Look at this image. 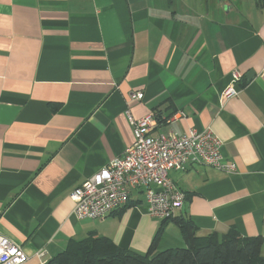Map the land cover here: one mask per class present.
<instances>
[{
    "label": "crops",
    "instance_id": "crops-1",
    "mask_svg": "<svg viewBox=\"0 0 264 264\" xmlns=\"http://www.w3.org/2000/svg\"><path fill=\"white\" fill-rule=\"evenodd\" d=\"M250 1L0 0V236L26 264L95 238L145 255L161 232L159 252L183 248L182 219L202 237L264 240V0ZM127 111L155 114L153 136L211 127L236 172L170 171L186 194L172 220L149 213L143 190L104 219H77L72 191L134 143Z\"/></svg>",
    "mask_w": 264,
    "mask_h": 264
},
{
    "label": "built area",
    "instance_id": "built-area-1",
    "mask_svg": "<svg viewBox=\"0 0 264 264\" xmlns=\"http://www.w3.org/2000/svg\"><path fill=\"white\" fill-rule=\"evenodd\" d=\"M240 80L241 75L233 73L231 84L224 92L226 97L239 94ZM143 97V93H134L130 101H140ZM127 116L133 127L134 143L121 157L111 160L72 191L73 215L77 219H104L127 206L132 191L143 190L149 213L161 220H172L183 210L186 194L171 180L170 171L193 163L236 172L235 164L223 162L221 141L211 127L202 131L190 129L184 136L172 131L153 136L159 122L155 114L136 120L127 111ZM38 256L42 259L44 253ZM28 261L29 256L18 244L0 236V264H26Z\"/></svg>",
    "mask_w": 264,
    "mask_h": 264
},
{
    "label": "trees",
    "instance_id": "trees-1",
    "mask_svg": "<svg viewBox=\"0 0 264 264\" xmlns=\"http://www.w3.org/2000/svg\"><path fill=\"white\" fill-rule=\"evenodd\" d=\"M177 222L186 243L183 248L159 252L161 232L145 255L122 250L107 238H95L78 251L58 254L47 264H264L262 237L244 238L234 230L223 237L217 233L202 237L190 222Z\"/></svg>",
    "mask_w": 264,
    "mask_h": 264
},
{
    "label": "rangeland",
    "instance_id": "rangeland-1",
    "mask_svg": "<svg viewBox=\"0 0 264 264\" xmlns=\"http://www.w3.org/2000/svg\"><path fill=\"white\" fill-rule=\"evenodd\" d=\"M236 3L239 4L240 6H242V9H243V10H246L247 7L250 6V5H252L253 2L250 1V0H244L243 5H241V4H240V1L237 0ZM236 3H235V4H236Z\"/></svg>",
    "mask_w": 264,
    "mask_h": 264
},
{
    "label": "water",
    "instance_id": "water-1",
    "mask_svg": "<svg viewBox=\"0 0 264 264\" xmlns=\"http://www.w3.org/2000/svg\"><path fill=\"white\" fill-rule=\"evenodd\" d=\"M252 74H249V77L251 76Z\"/></svg>",
    "mask_w": 264,
    "mask_h": 264
}]
</instances>
